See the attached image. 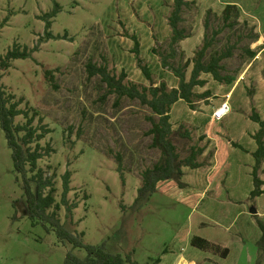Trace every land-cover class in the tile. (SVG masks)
<instances>
[{"label":"rangeland","instance_id":"374dc122","mask_svg":"<svg viewBox=\"0 0 264 264\" xmlns=\"http://www.w3.org/2000/svg\"><path fill=\"white\" fill-rule=\"evenodd\" d=\"M186 2L189 6L183 9L179 28L187 39L177 42L175 56L167 58V64L185 67L204 39L223 27L225 7L236 5L237 25L222 30L210 49L220 53L234 46L232 57L222 61V75L234 81L227 85L202 75L205 86L194 91L208 97L195 98L192 106L179 101L172 107L173 130L182 125L191 137V141L175 137L178 151L183 158L190 146L205 147L199 159L204 167L184 169L182 186L174 180L159 182L156 193L139 206L133 207L142 173L160 159V152L150 149L152 138L145 135L151 127L145 119L149 108L125 97L117 100L115 95L102 101L107 88L99 76L88 78L86 66L106 67L116 77L124 72L125 84L150 86L133 53L135 37L138 59L150 70L152 84L177 88L175 75L161 62L170 55L173 0H57L60 11L49 32L60 39L54 40L48 39L43 19L52 11L53 0H0V58L14 45L36 50L32 59L13 61L8 71L1 72V84L6 94L22 100L19 109L34 116L33 128L49 131L38 144L51 152L38 166L45 177L53 175L56 202L63 192L62 176L71 174L67 199L78 208L73 210V223L63 208L58 217L68 228L84 233V244L106 243L111 254L131 256L137 264L165 257L162 264H170L180 255L195 264L259 260L264 264L256 245L261 230L249 215L252 208L264 210V195L249 199L253 190L249 163L254 159L248 154L256 146L251 135L259 129L249 116L255 111L264 117V0ZM246 50L257 58L250 59ZM184 70L188 81L192 64ZM45 71L52 72L56 89L48 84ZM224 102L230 112L213 121V111ZM24 122L18 117L14 123ZM10 156L0 129V264H64L69 252L85 258L83 250L62 245L41 224L32 226ZM258 176L264 179V164ZM192 236L221 242L230 255L221 259L198 251L189 244Z\"/></svg>","mask_w":264,"mask_h":264},{"label":"trees","instance_id":"16d2710c","mask_svg":"<svg viewBox=\"0 0 264 264\" xmlns=\"http://www.w3.org/2000/svg\"><path fill=\"white\" fill-rule=\"evenodd\" d=\"M173 1L174 7L172 8L168 25L172 32L168 46L170 55L163 57L161 62L164 68L169 69L175 75L174 77L178 80L177 88L169 90L164 82L158 86L152 84L150 70L145 65H141V61L138 59V42L135 37H133L135 46L133 53L138 57V66L143 76L150 82V86H138L133 83L125 84L126 74L124 72L116 77V75H111L106 67H99L92 63H88L86 66L88 78L99 76L101 83L107 88V91L102 96V101L109 95H115L117 100L125 97L132 100V102L137 101L141 106L149 108L150 115L146 116L145 119L151 127L145 135L152 138L150 149L158 150L160 159L152 168L146 169L142 173L141 186L138 189L133 207L139 206L155 194L159 182L174 180L179 182V186H182L180 180L184 177V169L200 170L204 167L199 162V159L203 156L205 147H199V144H194L188 148L186 151L187 155L183 158L180 151H178L174 142L175 137L178 136L186 141H191V137L182 125L176 131L173 130L170 118L172 107L179 101L192 106L195 98L204 100L208 97V94L200 96L194 91L197 87L203 88L205 86V82L199 78L202 75H210L217 83H226L227 85H232L234 81V79L222 75L224 72L222 61L232 57L234 46H228L220 53L218 51L211 53L210 49L222 30L232 29L237 25L239 9L236 5H227L225 7L221 14L223 27L213 30L210 39H204L202 47L196 52L193 60L187 62L185 67L173 68L167 64L166 60L175 56V45L177 42L187 39L185 30L179 28V25L183 22V9L189 6L186 0ZM59 11L60 7L57 0H53L52 11L46 13L43 17L45 33L49 40L60 39L59 37H53L49 32L50 22L57 16ZM204 25V29L207 30L209 26L208 19L205 20ZM35 52V49L21 48L14 45L11 50L0 58V129L4 133L8 148L11 150L10 158L17 176L16 180L21 186L25 200V215L31 221L32 226L41 224L47 232H54L62 245H69L72 249L83 250L86 253L85 258L79 259L69 252L66 255L64 264H137L132 260L131 256L127 255L123 258L120 255L111 254L106 248V243L96 247L84 244V233L78 232L76 228H68L66 224L61 223L58 217V212L63 208L66 213L65 217L70 220V223H73V210L78 208L77 204H70L67 199V195L71 191V174L67 172L62 176L63 192L61 191L60 202H56L53 175L52 177H45V171L38 166V161L42 157L49 156L51 152L49 149L43 150L38 144L40 140L44 139L46 134H49V131L44 129V127L40 129L33 128L34 116L30 117L27 111L19 109L22 100L16 101L14 95L6 94L1 84V72L8 71L13 61L32 59L31 55ZM246 53L250 56V59H254L256 56L249 50H246ZM190 64H192L191 77L186 81L184 69ZM51 73L45 71L44 77L48 84L56 89ZM18 117H23L25 122L15 124L14 122ZM249 118L250 121L259 126L257 132L252 136L256 143V148L251 154L255 163L251 172L253 190L249 199L253 200L264 193L262 189L263 181L258 176V170L264 161V117H260L254 111ZM202 141L199 138V143ZM33 144L35 148H31ZM233 147L246 152L239 145L234 144ZM119 159L118 164H120ZM121 170L122 167L119 165L118 172L121 173ZM120 180L122 183L124 182L123 176H120ZM257 226L261 230V237L257 242V250L260 255H264V223L257 220ZM190 245L198 251L210 253L212 256L221 259L227 258L230 252L228 247L213 243V241L202 237L192 236ZM159 262H161V259L158 258L149 264H159ZM258 264H261L260 260Z\"/></svg>","mask_w":264,"mask_h":264},{"label":"crops","instance_id":"0c3cea01","mask_svg":"<svg viewBox=\"0 0 264 264\" xmlns=\"http://www.w3.org/2000/svg\"><path fill=\"white\" fill-rule=\"evenodd\" d=\"M261 53V52H260ZM260 55V54H259ZM257 57H255V59H256ZM247 68H248V65H247ZM247 68L245 69V71L247 70ZM231 94H232V92H231ZM231 96V95H230ZM251 136H253V135H251ZM256 148V147H255ZM255 150V149H254ZM254 150H252V151H250V152H248V154L252 157V153L254 152ZM215 156V155H214ZM251 163H249V166L250 167H253L254 165H253V163H254V161H250ZM262 164H264V161L261 163V165ZM261 165H260V168H261ZM262 179V181H263V186H262V189H263V191H264V179L263 178H261ZM262 195H264V193L262 194ZM256 210V209H255ZM257 211V214H255V215H250V210H249V215L250 216H252L253 218L254 217H256V219L257 220H260V221H262V218H263V216H264V210L263 211H259V210H256ZM259 212H262V213H259ZM260 237H261V233H260V235H258L257 236V239H256V245H257V242L259 241V239H260ZM213 243H218V244H220L221 242H213ZM189 244H190V239H189ZM191 246V245H190ZM229 255H230V252H229ZM228 255V256H229ZM166 261V257H165V259H161V262H159V263H163V262H165ZM170 264H195V261L194 260H191L189 263H188V261L185 259V257L184 256H182V255H180V256H178L176 259H173V261L171 260V262H170Z\"/></svg>","mask_w":264,"mask_h":264},{"label":"built area","instance_id":"2783aa9c","mask_svg":"<svg viewBox=\"0 0 264 264\" xmlns=\"http://www.w3.org/2000/svg\"><path fill=\"white\" fill-rule=\"evenodd\" d=\"M228 112H230V107L228 102H224L220 107H218V109L216 108L215 111H213L211 115L212 120L219 122L228 114Z\"/></svg>","mask_w":264,"mask_h":264},{"label":"water","instance_id":"95a60500","mask_svg":"<svg viewBox=\"0 0 264 264\" xmlns=\"http://www.w3.org/2000/svg\"><path fill=\"white\" fill-rule=\"evenodd\" d=\"M255 214H257V211L254 208H252L250 210V215H255Z\"/></svg>","mask_w":264,"mask_h":264}]
</instances>
